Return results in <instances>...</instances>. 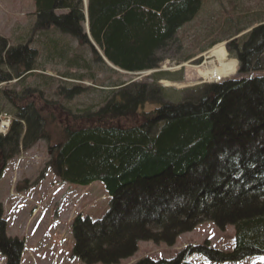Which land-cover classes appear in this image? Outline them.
<instances>
[{
    "label": "trees",
    "instance_id": "obj_1",
    "mask_svg": "<svg viewBox=\"0 0 264 264\" xmlns=\"http://www.w3.org/2000/svg\"><path fill=\"white\" fill-rule=\"evenodd\" d=\"M32 2L35 24L29 40L8 46L0 37V84L12 80L23 84L26 75L43 71L46 62H62L65 79L84 80L68 71L77 61L90 71L82 56L71 51L68 58L53 40L37 47L38 38L52 30L75 41L90 54L91 62L108 71H156L171 49L175 48L174 57L182 55L180 32L206 4V0ZM206 18L212 25V17ZM225 22L232 24L228 18ZM231 27L224 31L233 39L241 30ZM207 30L201 40L210 39ZM236 39L226 45L238 62L236 77L190 91L163 90L157 85L168 75L163 72L149 75L151 84L100 86L104 89L100 101L81 107L48 103L35 88L42 100H33L30 89L0 90L6 102L25 106L14 115L7 104L13 120L8 133L0 134V169L20 148L44 140L50 149L46 167L60 183L99 182L109 197L104 215H78L72 222V254L80 262L119 264L141 241L172 245L179 234L204 222L219 230L231 228L232 249L188 246L170 260L145 258L136 264H198L189 260L196 256L212 264H237L264 256V22ZM208 46H199V53ZM191 58L184 56L177 65ZM196 61H202L200 55ZM58 86L54 93L65 92L67 102L85 91L80 85ZM146 106L153 108L146 111ZM137 118L139 123L134 122ZM20 248L19 241L5 237L0 211V255L5 264H19Z\"/></svg>",
    "mask_w": 264,
    "mask_h": 264
},
{
    "label": "rangeland",
    "instance_id": "obj_2",
    "mask_svg": "<svg viewBox=\"0 0 264 264\" xmlns=\"http://www.w3.org/2000/svg\"><path fill=\"white\" fill-rule=\"evenodd\" d=\"M34 15L32 0H0V37L6 40L8 46L24 44L29 40V33L35 24ZM206 17H212L210 19L212 25L206 21ZM227 18L231 19L232 24H225ZM262 21L264 22V0H206L203 12L199 17L180 32L182 55L174 57L176 55L175 48L171 49L166 54V60L159 65L158 70L153 71V73L168 74L167 77L159 80L157 85L170 92H182L199 88L202 85L234 79L237 75L238 62L229 56L226 45L237 40L236 38L242 39ZM229 26H233L231 27L232 31L241 30L238 36L233 39L224 31ZM206 29L210 30V39L201 40ZM47 40L57 41V50L65 52L66 55L69 53L68 58L71 59L72 51L75 55L82 56V61H88L89 65L85 66H88L90 71L83 68L80 61H77V65L68 70L70 74L83 76L84 80L78 82L65 79L61 77V74L67 71L62 62L57 64L46 62L43 71H37L31 77L24 75L25 82L23 81V84H20L21 82L18 80L1 83V91L11 88H16L18 92L21 89L34 91L35 88V90L43 92L41 97L50 101L48 103L55 102L54 104L67 108L68 106L81 107L91 102L97 103L101 99L100 96H103L100 95V90L104 89L98 88L100 86L111 87L117 82L125 85L153 83L148 72L121 74L108 71L100 63L91 62L90 54L83 47L53 30L49 31L45 38H38L40 44L37 47L42 49V41ZM215 40L218 41L215 43ZM67 46L69 49H66ZM199 46L208 47L200 54ZM216 49H222L226 55L225 60L228 63H235V67L232 74L219 76L215 80L208 78V71L213 68L221 69L218 58L212 55ZM199 55L202 61L197 63L196 58ZM181 56L192 58L187 63L177 65ZM41 58L43 59V57ZM262 74L260 72L255 75L261 76ZM59 82L69 86H82L85 89L81 93L83 96L67 102L64 99L65 92L58 96L56 92L54 93V89L59 87ZM37 85L38 88H36ZM62 86L65 87L63 84ZM38 96V91H34L31 98L42 100ZM180 97H185V94L181 93ZM7 104L14 109V115L17 110L25 107L20 104V101L6 102L0 96V116L3 118L5 115L11 118L10 121L13 120V116ZM152 108L146 106L145 110L148 111ZM1 118L0 124L2 125L9 119ZM60 119L62 118L60 117ZM139 121L140 118L134 120L136 123ZM49 150V144L44 140H39L28 149L20 148L18 154L0 169V211L4 221V235L6 238L16 239L20 242L19 264H83L72 254V222L78 215L90 218L101 217L107 210L109 198L99 182L88 186L60 183L52 170L46 167L50 158ZM201 245H208L223 251L231 250L233 246L231 228L219 230L211 223L204 222L189 232L179 234L172 245L141 241L137 244L136 252L119 264H136L145 258L170 260L188 246ZM2 260L3 258L0 257V261ZM191 260L198 264H212L197 256L191 257ZM238 264H264V256L246 258Z\"/></svg>",
    "mask_w": 264,
    "mask_h": 264
},
{
    "label": "bare ground",
    "instance_id": "obj_3",
    "mask_svg": "<svg viewBox=\"0 0 264 264\" xmlns=\"http://www.w3.org/2000/svg\"><path fill=\"white\" fill-rule=\"evenodd\" d=\"M212 55L218 58L221 69L219 70H215L214 68L210 69L208 71L209 79L216 80L219 76H227V75L232 74L234 67H235V63H232V62L228 63L225 60L226 55L224 54V52H222V49H216L215 51H213Z\"/></svg>",
    "mask_w": 264,
    "mask_h": 264
}]
</instances>
